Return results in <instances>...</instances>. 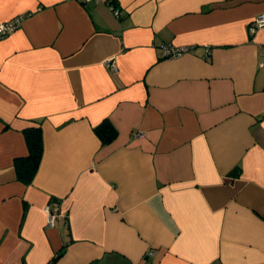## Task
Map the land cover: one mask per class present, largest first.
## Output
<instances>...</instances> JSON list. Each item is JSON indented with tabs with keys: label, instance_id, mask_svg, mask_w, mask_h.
<instances>
[{
	"label": "crops",
	"instance_id": "crops-1",
	"mask_svg": "<svg viewBox=\"0 0 264 264\" xmlns=\"http://www.w3.org/2000/svg\"><path fill=\"white\" fill-rule=\"evenodd\" d=\"M259 13L264 0H0V22L21 16L0 37V264H264ZM31 126L43 151L25 183Z\"/></svg>",
	"mask_w": 264,
	"mask_h": 264
},
{
	"label": "trees",
	"instance_id": "trees-1",
	"mask_svg": "<svg viewBox=\"0 0 264 264\" xmlns=\"http://www.w3.org/2000/svg\"><path fill=\"white\" fill-rule=\"evenodd\" d=\"M94 131L102 144H109L117 135V130L109 119H103L94 127ZM28 154L15 160V168L19 179L28 183L33 178L43 151L42 132L39 126H31L24 131Z\"/></svg>",
	"mask_w": 264,
	"mask_h": 264
},
{
	"label": "built area",
	"instance_id": "built-area-1",
	"mask_svg": "<svg viewBox=\"0 0 264 264\" xmlns=\"http://www.w3.org/2000/svg\"><path fill=\"white\" fill-rule=\"evenodd\" d=\"M89 1V0H85ZM113 15L115 17L120 16V8L118 6L109 5ZM21 22V16H15L9 21L6 22H0V37L5 36L15 30ZM264 28V13L257 14L251 23L249 24V32L251 34L255 33L258 29ZM191 47L189 45H181V46H173V45H163L162 47V55L165 58H175L178 57L184 53H186ZM109 64L112 68H115V62L111 59L109 60ZM45 211L48 216V222L49 224H52V220L55 215L59 214L55 210L54 212H50V209L48 206H46ZM148 254H151V251L148 252Z\"/></svg>",
	"mask_w": 264,
	"mask_h": 264
}]
</instances>
